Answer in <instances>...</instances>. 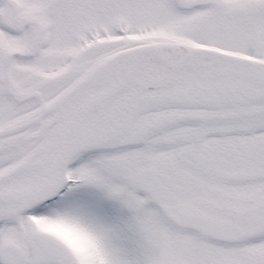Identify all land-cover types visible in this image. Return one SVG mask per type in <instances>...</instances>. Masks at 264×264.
<instances>
[{"label":"snow or ice","instance_id":"6c2138e0","mask_svg":"<svg viewBox=\"0 0 264 264\" xmlns=\"http://www.w3.org/2000/svg\"><path fill=\"white\" fill-rule=\"evenodd\" d=\"M0 264H264V0H0Z\"/></svg>","mask_w":264,"mask_h":264}]
</instances>
